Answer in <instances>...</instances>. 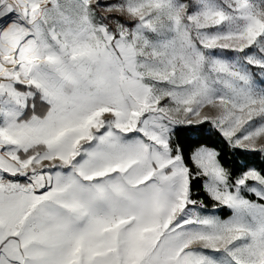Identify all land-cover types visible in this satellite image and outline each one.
<instances>
[{
	"label": "snow or ice",
	"instance_id": "1",
	"mask_svg": "<svg viewBox=\"0 0 264 264\" xmlns=\"http://www.w3.org/2000/svg\"><path fill=\"white\" fill-rule=\"evenodd\" d=\"M0 264H264V0H0Z\"/></svg>",
	"mask_w": 264,
	"mask_h": 264
}]
</instances>
